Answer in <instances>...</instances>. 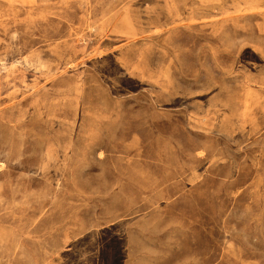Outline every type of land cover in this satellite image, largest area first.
I'll use <instances>...</instances> for the list:
<instances>
[{"label":"rangeland","instance_id":"obj_1","mask_svg":"<svg viewBox=\"0 0 264 264\" xmlns=\"http://www.w3.org/2000/svg\"><path fill=\"white\" fill-rule=\"evenodd\" d=\"M0 264H264V0H0Z\"/></svg>","mask_w":264,"mask_h":264}]
</instances>
